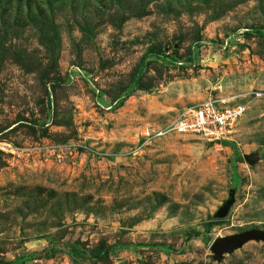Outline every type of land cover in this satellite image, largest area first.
I'll return each mask as SVG.
<instances>
[{
    "label": "rangeland",
    "instance_id": "obj_1",
    "mask_svg": "<svg viewBox=\"0 0 264 264\" xmlns=\"http://www.w3.org/2000/svg\"><path fill=\"white\" fill-rule=\"evenodd\" d=\"M208 101L249 102L226 144L147 138ZM252 230L264 0H0V264H264L211 251Z\"/></svg>",
    "mask_w": 264,
    "mask_h": 264
},
{
    "label": "built area",
    "instance_id": "obj_2",
    "mask_svg": "<svg viewBox=\"0 0 264 264\" xmlns=\"http://www.w3.org/2000/svg\"><path fill=\"white\" fill-rule=\"evenodd\" d=\"M255 100L260 99L262 93H252ZM234 101V100H233ZM221 103L223 107H219ZM228 101H208L196 109L185 112L176 122L166 130L147 134V138H160L164 135H193L209 142L226 144L235 133L239 122L248 111L247 103L230 105Z\"/></svg>",
    "mask_w": 264,
    "mask_h": 264
},
{
    "label": "water",
    "instance_id": "obj_3",
    "mask_svg": "<svg viewBox=\"0 0 264 264\" xmlns=\"http://www.w3.org/2000/svg\"><path fill=\"white\" fill-rule=\"evenodd\" d=\"M235 201V193L232 192L229 196V200L215 215V219H225L229 215ZM251 242L264 244V231L252 230L232 237L218 239L212 245L211 251L214 254L215 261L221 263L226 256L233 255L236 251L242 249L246 244Z\"/></svg>",
    "mask_w": 264,
    "mask_h": 264
},
{
    "label": "trees",
    "instance_id": "obj_4",
    "mask_svg": "<svg viewBox=\"0 0 264 264\" xmlns=\"http://www.w3.org/2000/svg\"><path fill=\"white\" fill-rule=\"evenodd\" d=\"M238 162H241V159H239ZM87 256L94 261H99V260L103 261L109 259L110 257L109 248L103 247V248L92 249L87 253Z\"/></svg>",
    "mask_w": 264,
    "mask_h": 264
}]
</instances>
